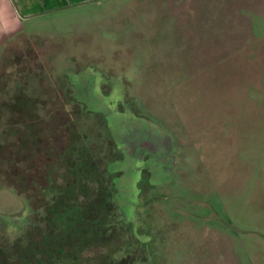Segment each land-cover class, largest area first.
I'll return each mask as SVG.
<instances>
[{
	"label": "rangeland",
	"instance_id": "obj_1",
	"mask_svg": "<svg viewBox=\"0 0 264 264\" xmlns=\"http://www.w3.org/2000/svg\"><path fill=\"white\" fill-rule=\"evenodd\" d=\"M57 5L22 16L0 52V246L34 217L35 188L8 185L20 170L44 182L48 154L30 162L19 146L25 123L61 150L73 120L114 142L108 172L126 223L116 260L264 264V0ZM20 92L32 103L18 115L7 107ZM107 252L93 247L83 262Z\"/></svg>",
	"mask_w": 264,
	"mask_h": 264
},
{
	"label": "trees",
	"instance_id": "obj_2",
	"mask_svg": "<svg viewBox=\"0 0 264 264\" xmlns=\"http://www.w3.org/2000/svg\"><path fill=\"white\" fill-rule=\"evenodd\" d=\"M11 97L12 103L7 109L14 114H23L32 103L25 92ZM25 125L29 132L20 137L19 146L26 152L24 156L33 162L37 148L46 149L45 144L41 145L45 129H35L28 122ZM71 135L79 139L78 134ZM75 139L68 144L69 150L58 157L53 180L46 178V184L40 183L37 187L53 194V200L47 206L42 205L46 212L44 227L28 226L10 244L1 245L0 264H81L84 259L82 252L86 247L106 245L113 238L114 233L110 230L112 217L108 214L110 203L95 206V194H108L105 185L96 186L97 181L103 180V171L97 169L93 155L88 153L87 148H76ZM33 140L35 142L30 145L29 141ZM28 148L31 149L27 150ZM21 176L22 182L18 180L21 183L8 185L20 194L28 192L36 181L34 174L25 175L23 170L18 172L17 179ZM27 197L30 198L31 195L28 194ZM127 263L129 261L123 258L118 264ZM99 264H116L114 255H107Z\"/></svg>",
	"mask_w": 264,
	"mask_h": 264
},
{
	"label": "flooded vegetation",
	"instance_id": "obj_3",
	"mask_svg": "<svg viewBox=\"0 0 264 264\" xmlns=\"http://www.w3.org/2000/svg\"><path fill=\"white\" fill-rule=\"evenodd\" d=\"M71 101V100H70ZM74 101V100H73ZM35 129H37L38 127L36 125H33ZM77 122L70 121V124L66 126L63 125V128L66 130V139L68 141V144L73 142V140L75 139L73 135H71L72 133H76L79 136V139H75L74 143L76 144V148L78 147L79 149L81 148H87L88 149V153L93 155V158L97 164V169H99V171H103L102 174L104 175L103 180L102 181H97L96 182V186L97 185H105L106 189H107V193L108 194H104L102 196H100L99 194H95L96 196V200H95V206L96 207H101L102 204L107 205L108 203H110V212H108V214L112 217V220H110V230L113 231L114 236L111 239V241H109L108 244L106 245H98V246H90V247H86L83 252L82 255L85 251L87 250H91L93 247H108V252L105 253L104 256L102 255H98L96 256V259L93 261H91L90 264H99V261H101L102 259H106L107 255L112 254L114 255V263L118 264L123 258H126L127 255H125L123 258H118L117 260L115 259V254H117V239L120 236L119 235V227L121 225H125L126 223L123 222L119 217H118V199L116 198V194H117V188L115 187V184L112 183V176L111 174L108 172V165H107V161L110 159L108 150H107V146H111L112 142L110 137H106L105 134H103V136L101 137L100 133H99V138H95V139H91L89 136V134L87 133H80V131L77 129ZM40 128H44V134L42 135V140H44L41 144L44 145V142L48 141V130L46 127H40ZM71 129V130H70ZM103 132V131H102ZM56 138H53L59 142V138L62 139V136L60 134H56L54 133ZM78 142V144H77ZM112 142V143H111ZM68 144L66 146H61V150L60 147H54L52 146L53 144L51 143V146H46V149H43L44 147H41L40 149L37 148V153L41 152L40 150H44V154L47 153L48 155L45 154L44 158H42L40 161L44 162V167L46 171H43V175H44V182H40L37 178L34 177V179L36 180L33 184L31 185V187H33V189L35 188V191L30 194L31 197H27L30 201V210L33 212L34 217L33 219L30 217L26 223L25 226H21L18 227L19 233L21 232V230H27L28 226H40V227H44L45 223L43 221V218L46 216V212L44 210V207H42V205H48V203L50 201H52V193H46V191H44L45 193H43V191H41V189H37L38 185L41 183L46 184V178H50L51 180H53V173L56 169L57 163L59 162L58 157L61 156L63 153H65L66 150H69V146ZM150 145V143H148ZM147 145V146H149ZM75 146V145H74ZM65 148V149H64ZM36 153V154H37ZM45 160V161H44ZM39 161V164H40ZM42 164V163H41ZM32 174V173H31ZM99 188V187H98ZM24 193V192H23ZM19 195H21L20 193H18ZM31 212V213H32ZM99 213V212H98ZM63 223V222H62ZM23 231L22 234L25 232ZM115 244V249L110 248L109 246ZM100 253V252H99ZM83 261L86 260V258H89V256H84L83 255ZM127 259V258H126ZM128 260V259H127ZM81 264H84V262H82Z\"/></svg>",
	"mask_w": 264,
	"mask_h": 264
},
{
	"label": "crops",
	"instance_id": "obj_4",
	"mask_svg": "<svg viewBox=\"0 0 264 264\" xmlns=\"http://www.w3.org/2000/svg\"><path fill=\"white\" fill-rule=\"evenodd\" d=\"M0 6L7 10V19L0 18V52L20 33L22 20L58 9L57 0H0Z\"/></svg>",
	"mask_w": 264,
	"mask_h": 264
}]
</instances>
